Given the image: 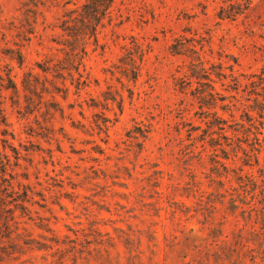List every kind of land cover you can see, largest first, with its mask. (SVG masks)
Returning a JSON list of instances; mask_svg holds the SVG:
<instances>
[{"label": "rangeland", "instance_id": "obj_1", "mask_svg": "<svg viewBox=\"0 0 264 264\" xmlns=\"http://www.w3.org/2000/svg\"><path fill=\"white\" fill-rule=\"evenodd\" d=\"M86 1L0 0V264H264V0Z\"/></svg>", "mask_w": 264, "mask_h": 264}, {"label": "trees", "instance_id": "obj_2", "mask_svg": "<svg viewBox=\"0 0 264 264\" xmlns=\"http://www.w3.org/2000/svg\"><path fill=\"white\" fill-rule=\"evenodd\" d=\"M112 3L113 0H87L84 2L81 5L78 20L81 28L77 31L74 30V25L67 24V20H63V29L69 30L73 40L80 44L79 52L83 55L86 53L85 44L89 39H92L95 44L97 43V26L100 24L101 20L109 15V8ZM75 49L77 50V48H74L73 51H75ZM220 121L224 122V120Z\"/></svg>", "mask_w": 264, "mask_h": 264}]
</instances>
